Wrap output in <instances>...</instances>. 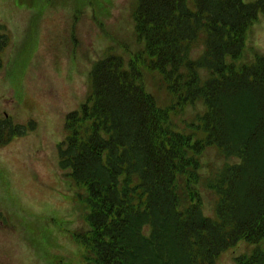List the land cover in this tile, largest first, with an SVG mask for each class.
<instances>
[{"label": "trees", "instance_id": "obj_1", "mask_svg": "<svg viewBox=\"0 0 264 264\" xmlns=\"http://www.w3.org/2000/svg\"><path fill=\"white\" fill-rule=\"evenodd\" d=\"M263 15L264 0H138L144 48L127 68L116 56L95 64L90 102L67 116L58 147L60 171L87 192L90 229L76 240L89 264H216L241 241L256 248L237 263L264 264V56L238 64ZM200 38L205 50L192 59ZM9 43L0 34V68ZM144 69L181 107L203 101V140L174 129L170 108L146 90ZM0 130L8 131L0 145L26 133L10 120ZM211 146L240 160L207 179L217 219L204 215L192 187ZM181 177L191 198L184 210Z\"/></svg>", "mask_w": 264, "mask_h": 264}, {"label": "rangeland", "instance_id": "obj_2", "mask_svg": "<svg viewBox=\"0 0 264 264\" xmlns=\"http://www.w3.org/2000/svg\"><path fill=\"white\" fill-rule=\"evenodd\" d=\"M137 7L138 0H0V34L10 41L0 68V121L35 125L26 135H5L0 145V264H89L76 240L78 232L90 229L82 199L87 192L60 171L58 146L68 135L67 116L90 102L95 64L116 56L127 68L144 48L135 28ZM204 50L200 38L191 58ZM256 53L264 56V15L248 31L238 64L253 62ZM143 72L156 104L170 108L174 129L203 140V101L181 107L159 74ZM198 159L200 179L192 187L204 215L217 219L219 197L207 179L240 160L225 157L216 146ZM179 181L184 210L191 204L190 190L185 177ZM255 248L241 241L216 264H238Z\"/></svg>", "mask_w": 264, "mask_h": 264}]
</instances>
